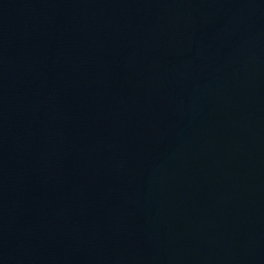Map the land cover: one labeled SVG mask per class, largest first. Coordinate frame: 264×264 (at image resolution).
I'll list each match as a JSON object with an SVG mask.
<instances>
[{
    "label": "water",
    "instance_id": "water-1",
    "mask_svg": "<svg viewBox=\"0 0 264 264\" xmlns=\"http://www.w3.org/2000/svg\"><path fill=\"white\" fill-rule=\"evenodd\" d=\"M0 264H264V0H0Z\"/></svg>",
    "mask_w": 264,
    "mask_h": 264
}]
</instances>
